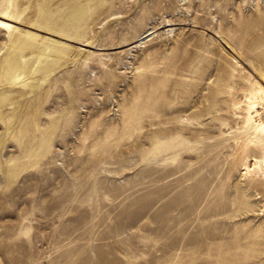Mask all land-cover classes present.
Returning a JSON list of instances; mask_svg holds the SVG:
<instances>
[{
    "label": "rangeland",
    "instance_id": "obj_1",
    "mask_svg": "<svg viewBox=\"0 0 264 264\" xmlns=\"http://www.w3.org/2000/svg\"><path fill=\"white\" fill-rule=\"evenodd\" d=\"M13 4L0 264H264V0Z\"/></svg>",
    "mask_w": 264,
    "mask_h": 264
},
{
    "label": "bare ground",
    "instance_id": "obj_2",
    "mask_svg": "<svg viewBox=\"0 0 264 264\" xmlns=\"http://www.w3.org/2000/svg\"><path fill=\"white\" fill-rule=\"evenodd\" d=\"M13 0H0V28L5 29L8 36L11 37L13 27L11 22L16 19ZM151 32L146 33L142 38L146 39ZM145 42V41H143ZM264 77V70L261 72ZM264 94L260 87L256 88V92L249 96L247 103L243 108V128L244 135L247 137L243 142L244 150L246 149V157L248 158L245 170L264 172V114L260 113L258 101ZM255 150H260L263 154L259 155Z\"/></svg>",
    "mask_w": 264,
    "mask_h": 264
}]
</instances>
